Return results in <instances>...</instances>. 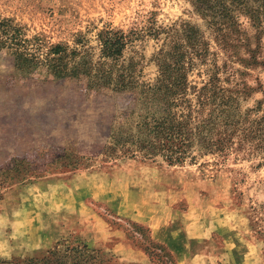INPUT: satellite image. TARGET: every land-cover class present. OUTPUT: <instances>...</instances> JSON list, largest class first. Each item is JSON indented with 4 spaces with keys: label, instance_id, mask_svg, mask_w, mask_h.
<instances>
[{
    "label": "rangeland",
    "instance_id": "374dc122",
    "mask_svg": "<svg viewBox=\"0 0 264 264\" xmlns=\"http://www.w3.org/2000/svg\"><path fill=\"white\" fill-rule=\"evenodd\" d=\"M243 11H234L239 34L225 29V38L191 0H0V21L32 54L85 38L82 50L96 58L100 32L137 33L124 58L147 82L181 25L197 26L210 55L190 72L192 85L218 76L239 92L242 115H264V19ZM134 109L43 66L24 73L0 51V262L176 264L183 251L194 264H264V151L174 166L108 157L112 127L134 125Z\"/></svg>",
    "mask_w": 264,
    "mask_h": 264
},
{
    "label": "trees",
    "instance_id": "16d2710c",
    "mask_svg": "<svg viewBox=\"0 0 264 264\" xmlns=\"http://www.w3.org/2000/svg\"><path fill=\"white\" fill-rule=\"evenodd\" d=\"M191 3L216 28L215 32H221L225 38V29L239 34L235 32L239 26L235 10H244L259 26L264 19V0H191ZM16 32L9 21H0V51L7 49L22 72L31 74L43 66L49 78L83 81L88 91L108 96L113 106L119 99L125 107L133 102L132 113L138 115L134 125H129L126 131L112 127L108 145L102 149L108 157H141L174 166L207 155L224 160L233 150L264 151V115L257 114L260 110L242 115L239 92L221 87L218 76L204 82L202 87L192 85L189 80L193 68L207 63L210 55V45L197 26L182 24L179 34L169 40L171 44L160 50L158 75L153 82L142 79L139 62L131 59L127 63L124 58L128 46L138 38L137 33L114 29L100 32L99 54L94 58L88 50H82L85 38L76 43L80 46L75 49L57 45L40 55L21 48L26 42ZM118 150L121 155L116 154ZM52 259L56 264V257Z\"/></svg>",
    "mask_w": 264,
    "mask_h": 264
},
{
    "label": "crops",
    "instance_id": "0c3cea01",
    "mask_svg": "<svg viewBox=\"0 0 264 264\" xmlns=\"http://www.w3.org/2000/svg\"><path fill=\"white\" fill-rule=\"evenodd\" d=\"M175 259H176V264H194L195 257L197 256H188L183 251H176Z\"/></svg>",
    "mask_w": 264,
    "mask_h": 264
}]
</instances>
